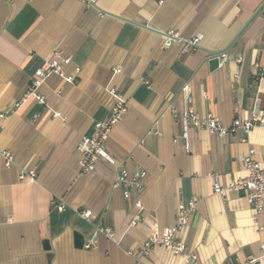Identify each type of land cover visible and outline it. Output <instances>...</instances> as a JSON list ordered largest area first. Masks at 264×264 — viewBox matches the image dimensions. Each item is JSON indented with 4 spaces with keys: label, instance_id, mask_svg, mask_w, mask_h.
<instances>
[{
    "label": "crops",
    "instance_id": "1",
    "mask_svg": "<svg viewBox=\"0 0 264 264\" xmlns=\"http://www.w3.org/2000/svg\"><path fill=\"white\" fill-rule=\"evenodd\" d=\"M168 30L201 35L197 49H164L159 33ZM220 53L229 62L213 67L210 56ZM65 59L63 77L75 82L50 75L38 89L46 106L30 99L10 115L34 73ZM257 67L264 69V0H97L88 9L81 0H0V114L9 115L0 119V147L15 158L9 168L0 164V264H182L163 247L136 255L152 223L171 227L178 206L193 197L196 212L177 238L194 264H264V211L255 218L243 194H213L206 177L220 174L222 185L246 177L240 157L250 148L264 166V130L243 142L240 132L218 137L191 129L186 152L175 141L181 124L167 111L184 110L181 88L188 83L201 119L228 126L249 117L256 102L264 104V77L253 81ZM110 88L127 107L107 142L114 163L100 160L82 173L76 147L110 114ZM120 167L145 173L129 199L112 189ZM27 171L35 178L20 180ZM135 199L142 220L130 228ZM76 210L91 211L90 222ZM98 225L112 229L118 244L98 236L84 249Z\"/></svg>",
    "mask_w": 264,
    "mask_h": 264
},
{
    "label": "built area",
    "instance_id": "2",
    "mask_svg": "<svg viewBox=\"0 0 264 264\" xmlns=\"http://www.w3.org/2000/svg\"><path fill=\"white\" fill-rule=\"evenodd\" d=\"M84 9L95 8L97 0H81ZM99 17H104L103 14H99ZM162 37V46L164 49H168L174 45L181 46V54L194 52L201 40V35L196 34L190 37H183L177 31L168 30L159 33ZM57 55V54H56ZM211 59H217L218 67H223L229 62V58L225 53L219 55L210 56ZM241 57H235L232 63L239 65L241 63ZM68 62L65 60H51L46 61L44 65L39 68L33 75L28 90L23 96L16 101L11 110L10 115L15 114L27 101L34 99L41 107L46 106V101L38 93V89L42 86L43 82L50 75H57L68 84H73L75 78L63 77L62 66ZM256 74L253 77L254 82H258L264 77V69L257 67ZM77 72V70H76ZM239 79V72L235 70L232 73L231 81L236 84ZM146 83V82H145ZM110 96L113 97L114 104L110 109V114L101 121L94 124L93 132L89 137H83L77 144L76 152L78 154V167L82 173H91L95 171L96 165L100 160H106L110 163H114L108 147L107 142L112 129L118 125L127 111L125 99L120 97L114 89L108 90ZM182 95L185 101L184 110L179 111L175 106L168 105L167 111L173 118L177 119L181 124V134L175 141H180L184 147V150L188 152V132L191 129L203 130L210 135L218 137H226L229 135H236L240 132L243 134V142H246L250 132L254 129L264 130V104L256 102L254 109L250 113L249 117L235 118L228 126L222 125V123L216 117H209L207 119H201L192 107L191 102V88L188 83L184 84L181 88ZM9 115L6 113L0 114V119L5 120ZM54 117H59V113H53ZM154 134H157L156 132ZM1 146V145H0ZM256 151L253 148L248 149L246 155L240 157V162L246 172V177L237 179L227 185H222L220 174L211 173L206 175L211 185V192L216 195L224 196L229 193L243 194L247 204L252 210L255 218H257L264 211V166H261L260 162L255 159ZM13 154L0 147V164L4 168H9L14 163ZM145 173L128 174V171L123 167H120L112 182V189H122V196L124 199H129L130 194L141 187V181L144 179ZM35 178L34 171L21 172L20 180H33ZM199 199L193 197L187 204H180L177 209L175 220L173 225L168 228L159 229L158 225L153 222V232L150 237L145 241L141 250L137 253L136 258L146 256L154 247H163L164 249L172 252L174 255L183 257L182 264H194L197 260L194 254L187 253L185 244L177 238L179 231L185 228L192 215L196 212ZM134 206L137 210L136 214L132 217L129 223V227L133 228L142 220V204L138 199H135ZM56 210L62 212L64 204L60 201L55 205ZM77 216L89 223L92 213L89 210H76ZM102 236L107 240H110L116 244L118 241L115 238V233L112 229L103 225L94 227L93 235L91 239L84 243V249H92L96 244V237ZM261 254L264 259V244L261 246ZM248 264H260L257 259L250 258Z\"/></svg>",
    "mask_w": 264,
    "mask_h": 264
},
{
    "label": "water",
    "instance_id": "3",
    "mask_svg": "<svg viewBox=\"0 0 264 264\" xmlns=\"http://www.w3.org/2000/svg\"><path fill=\"white\" fill-rule=\"evenodd\" d=\"M217 63H218L217 59L214 58V59L212 60V66H213V67H216V66H217Z\"/></svg>",
    "mask_w": 264,
    "mask_h": 264
}]
</instances>
